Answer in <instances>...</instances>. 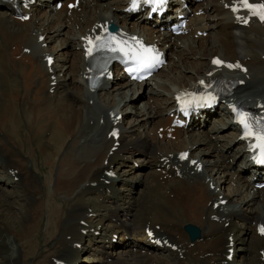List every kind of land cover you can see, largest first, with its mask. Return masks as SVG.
I'll return each mask as SVG.
<instances>
[{
  "label": "bare ground",
  "instance_id": "1",
  "mask_svg": "<svg viewBox=\"0 0 264 264\" xmlns=\"http://www.w3.org/2000/svg\"><path fill=\"white\" fill-rule=\"evenodd\" d=\"M225 1L229 0H206L205 3L204 1L197 3L203 5L206 9H211V11L215 12L213 15H217L216 20L208 24L213 27L212 32L216 36L210 41H206L207 39H205V41L202 42L201 45L210 42V46L207 49H199L200 56L196 61L200 64H192L193 69L189 76L191 79L190 81L195 80L199 76H204L205 72L212 68L209 64L210 54L219 53L221 56L228 59L242 60L247 64L248 72H251L247 84L249 87L253 86L254 89L252 91L247 90L243 93H236L235 97L244 96L253 99L256 96H263L264 23L260 24L253 22L250 23L249 26L239 25L230 11L225 8ZM11 2L10 0H0V180H2L4 184L23 188L19 198L26 201L29 219H27L28 221H26L25 224L14 220L11 222L6 215V204L0 201V207L5 206L4 208H0V254L2 253L1 255L6 258V264H18L19 258H21L26 251L24 247L30 252L34 250L35 245L38 244V227L41 223L43 212L45 211L48 219L47 233L49 234L47 235L45 232L46 236H51V234L57 232L58 240L56 239L55 251L53 250V253L45 258L43 264H55L54 259H62L67 264H85L83 261H79V256L81 255L79 252L83 248H74L72 246V241H80L85 238V235L79 233L78 229L79 227L84 228L86 225L80 224L78 220L79 218H84L86 210L85 204L90 206L92 204L87 203L90 200L88 199L87 201L84 198H80V200L76 201L77 199H75L74 194L71 195V193H73L74 189H77L76 192L84 195L85 198L90 197L92 193H95L97 196L101 194L100 188L90 186V182L92 180H97L95 174L102 169L100 166L102 165V160L110 145V140L104 136L105 127L99 126L98 121H96L94 125H90L87 122H89L90 118L99 117L102 114L105 117L104 121L111 119L107 113L109 112V108L102 106L106 105L104 102L102 103V99L96 101L94 98L96 103L93 100H91L90 103L88 100L89 98L92 99L90 95L93 96L94 93L90 92L86 86V79L84 77L86 72L84 68L85 60L81 49L78 51H75L76 49L71 51V54L75 56L71 61L72 68L75 70L74 73H78V75L75 77L76 84L72 83V87L76 90L70 91L65 88V77L60 78L58 75V71L64 69L63 65L60 64L59 68L56 69V64L54 63L55 65H52L51 70L48 71V67L45 65L44 61H41L39 54H36L43 49L38 48L33 41L35 42L34 39L39 33L45 34L44 39L47 36L51 38L49 41L52 40V33L47 32L52 30L53 34L58 33L63 29L69 19H71V23L79 24L78 28L75 27L76 30L74 32H79V34L86 29V26H91L96 20L108 19L110 16H112L113 20L118 24H128L129 26V23H131L133 26L138 25L140 27L138 31L143 32V34H145V29L150 30L149 23L151 21H147V19L140 15L133 17L130 16V14L120 11L119 8L123 6L118 4L119 1L114 3L115 10L104 8L101 9V12L91 13L87 11L88 0H80L78 6H81L80 9L83 12L82 17H80L81 12L78 10L73 9L71 14L67 15L65 8H60L56 11L50 6L48 0H41L34 1L28 9L30 14L33 15L32 17H38V19H40L36 24L37 26H35V23L29 22L28 20L21 22L14 19ZM101 2L102 0H98L96 7L100 8L99 4ZM40 5L49 6L46 18L39 16L38 10ZM5 7H7L8 10H6ZM23 11L22 9V12ZM110 12H114V14L111 15ZM196 19L202 20L203 16L196 17ZM18 24L24 26L21 27ZM32 30H34V35L32 34ZM65 30L71 32L72 29L67 30L65 28ZM147 33L151 35V31L150 33L146 31V34ZM80 43L81 41L78 35L77 39L72 38L68 40L66 46L76 47L77 45L79 46ZM248 43H250L253 48H247ZM11 45L12 48H10ZM22 46H28L29 51L27 53L21 52ZM45 49H47V47ZM255 50L259 53L258 56H256ZM18 53L20 55L16 58L15 55ZM254 54L255 57H253ZM202 56L205 62L199 61L202 59ZM196 61L194 62L196 63ZM225 72L228 73L229 71ZM73 77L74 76H72V79ZM54 79L56 80L52 83ZM171 81L174 86L178 87L186 84L188 80L173 78ZM116 85L120 88L118 94H116L120 99L116 101L113 106H121L120 109L119 107L117 109L123 110L127 116V113L132 109L136 96L134 93L128 91L130 85L123 78L122 81L116 82ZM100 86L101 88L99 89L105 88L104 82H101ZM50 87L54 90V94L47 91ZM82 90L86 93L85 97H82L84 95L80 94ZM55 91L58 92L56 93ZM152 91L157 95L154 89ZM107 99L109 98L107 97ZM78 102L79 106H77ZM114 102L115 100H113V103ZM121 102L122 104L120 105ZM164 106V109L160 108L161 110H159L158 108V110H155L151 105H148L150 108L146 113L151 115L152 118L157 117L153 123V126L156 128L159 124H165L169 120V117L163 115V112L172 106L171 96H166ZM83 109L85 111L87 110L86 113L83 112ZM105 110L107 112H104ZM228 112L227 109L220 104L217 108L206 113V117L208 114H214L213 124L210 130H213L215 134L217 133L216 136H218V138L216 141L209 137V132L199 133V135L196 133L193 135L192 139H186L181 136L182 132H184L181 128H178L174 133L177 139L174 141L176 144L164 143L162 140H158L155 137H152V140L144 137V140L141 135L133 136L135 123L130 125V132H125V130H123V132H125V141L134 140L136 144L135 148L128 149L130 154L138 153L142 155L148 152L152 157H163L164 161L152 162L148 160V163L152 166V171L148 172L146 180L142 178L137 179L138 183L140 182V184L144 185L143 191L141 190L142 196L140 195L141 197L139 199L133 200L134 198L132 195V199H124L121 201L118 192L112 191L111 194L113 196L117 195L116 203L110 205L96 202L94 205L96 211H101L104 207H112V210L110 212L103 211L97 216L87 218L89 221H96V223H98L99 219V221H103L102 223L100 222L102 225H106L105 228H111L112 230L109 231V238H111L112 232L117 230L121 231L119 232L120 239H123L126 233L132 236L130 244L125 246L123 248L124 250H118L121 253L117 256V260L111 264H246V259L234 263L235 254L239 252L237 250L239 247H237L236 243L238 241L243 243L241 241H244V238H236L235 233L233 246L234 252L236 250V253H233V258L230 261H226L225 255L228 247L227 235L235 230V224L230 223L225 227L222 225L221 221L212 219L211 216L215 214L223 215L225 220L229 219L231 214H236L246 220V222L241 225L242 227L239 231H243V227L246 226L244 233L246 234V241H249V244L247 246L239 244L238 246L241 245L242 247L240 251L250 249L253 254L255 249H257L258 255H252L251 261L254 260L255 264H264L260 257L261 253L259 252L260 248L264 249V237L256 234L254 228L249 224L252 221L264 218V194L261 192V189H253L254 180L252 181L249 179L247 172L248 170L251 172L250 176L256 172L253 171V167L246 158L247 155L243 150L244 145L242 141L236 139L237 133L234 131L235 125L231 122L230 117L227 118ZM215 122L218 123L216 124ZM219 123H224V125H220ZM88 127L97 130L98 136L96 138L87 137L88 133L85 130ZM82 136H85V139L81 141ZM219 138H227V140L221 144H217ZM47 139L49 147L42 143ZM90 139H94L97 145H93ZM49 148H51L50 152ZM176 148H190V155L198 157V159L203 161V169L197 172L193 170L192 165H187L186 161H183L180 163L182 170L181 177H176L174 175V170L169 167L170 169L166 172L167 174L169 172L172 173V179L160 180L156 178L154 172H158V166L166 168L168 164L171 166L172 163L177 161L175 156L177 151H175ZM226 151L227 153L230 151L234 158V162L237 161L239 157H242L241 164L232 172L227 171V169L230 165L234 167L235 163L225 160L227 155L225 153ZM213 152L215 157L221 160L218 161L213 159L212 163H210L211 156H207L208 160L205 156ZM171 153H174L173 157L170 156ZM59 155L60 158L56 162V157H59ZM120 157L123 159L124 155ZM27 159L30 160V163ZM119 161H121V159L117 156L110 158V162ZM55 162L57 165H55ZM121 162L123 163V161ZM125 164L127 163H123V165ZM208 164L211 166L210 169H206V165ZM54 165L58 168H56L57 175L54 178L50 176L45 177L46 181L48 179L53 181L54 179V191H60V193L64 192L65 195H71L70 200L74 198L71 201L69 200L72 209L69 210L68 208L67 222L66 224H62L68 225V227L65 228L66 231L58 229L59 221L65 219V215H67L64 213L62 215V206L56 204V201H54L50 195H46V201L43 200L46 191L44 190L45 180L43 177L41 178L40 173L41 170L51 172ZM126 166L129 168L128 170L130 172H133V166ZM106 168H108V166H106ZM204 169H206L205 174L203 173ZM235 172L237 175V184L228 191L227 194L230 196H226L232 205H234L233 203L235 200L239 201L238 206L236 208L228 207L226 212L224 208L217 207L214 209L212 203L208 204L207 202L210 198L216 197L219 192L210 188L209 183H214L216 189L218 185L226 181L227 174L229 175V173H232L233 175ZM13 174L17 175L16 180H13ZM206 176L209 178L206 179ZM220 177L222 178V182L219 180ZM36 178L40 180L39 182H41V184L36 182ZM231 178L232 177L229 175L228 184L233 181ZM120 180L122 181L125 179L120 177ZM111 184L117 186L115 179L111 181ZM123 186L125 187L126 184ZM130 189L129 187V190ZM106 200L110 202V199ZM243 203L249 206L248 212H245ZM56 205H58V207ZM81 205L83 206L81 207ZM128 213L131 215V218L126 219L124 215ZM108 215L117 217V220H122L125 225L118 223V227H116L114 221H109L110 218H108ZM188 221L201 226L200 238L195 240L189 238L183 228V225ZM1 222H4L9 228L8 232L2 229L4 226L2 227ZM155 223L160 224V228L155 229L156 234H163L169 240L176 243L179 250L183 251V257H179L176 251L170 249L168 250L173 254L170 258H166L159 254H153L152 252L148 253V250H146L145 253H141L142 246L139 247V244L149 249H151L150 247H154L149 237L146 235L144 226H154ZM8 233L11 235L12 242L14 241L15 244L14 247H16L18 251L14 259H12L10 255L13 251H7V245L3 236L6 235V237H8ZM66 234H70V238H67ZM240 235L244 236L242 233ZM110 242L111 241H109V243ZM109 243L108 245L105 243L98 244L99 253L102 258L112 255L113 251H115L106 249ZM131 245H135L138 251H133ZM52 247L53 245L51 244L49 249ZM157 249L158 248L154 250ZM83 250H87V248ZM70 251L76 252V254L70 256ZM128 255L131 257L128 258ZM21 262L24 264V261H20L19 264H21ZM98 264H106L105 259L99 260Z\"/></svg>",
  "mask_w": 264,
  "mask_h": 264
},
{
  "label": "rangeland",
  "instance_id": "2",
  "mask_svg": "<svg viewBox=\"0 0 264 264\" xmlns=\"http://www.w3.org/2000/svg\"><path fill=\"white\" fill-rule=\"evenodd\" d=\"M90 1V3L92 4L93 2L92 1H94V0H89ZM117 1H119V0H102V2L99 4V7L100 8H98V7H95L96 6V4H94L95 6H91V5H89V7H91V12H101V9H114L115 10V2H117ZM120 2H121V0H120ZM120 2H118L119 4H120ZM109 3V4H108ZM122 4V3H121ZM112 7V8H111ZM41 9H42V11H41V14H46L45 13V11H44V8L45 7H40ZM97 8V9H96ZM211 10V9H210ZM123 11V10H122ZM111 13V15L112 14H114V12H110ZM215 13V12H214ZM44 16V15H43ZM45 17V16H44ZM37 19V20H36ZM29 21L30 22H32V23H37L38 22V17H35V18H30L29 19ZM216 23V22H215ZM19 26H21V27H23L24 25H22V24H18ZM129 25H131L130 23H129ZM77 24H75V25H73L72 27H76L77 28ZM65 28L67 29V30H69L70 28H71V25L69 26V25H66V26H64L63 27V29L62 30H60L58 33H54L53 34V32H51V30L50 31H48L47 33H52V38H53V40L51 41L50 40V42H49V39H51V38H49V37H45V39L44 40H48V42L49 43H56V44H59L58 46H55V47H57V49L58 50H55V52L56 53H53L54 54V58H55V60H54V63H56V69H58L59 68V66H60V64L61 65H63V70H60L59 71V73L60 74H64V76H59L60 78H63V77H65L66 79H65V88H67L68 90H72V91H75L76 89H74L73 87H72V85L73 84H76V80H75V77H76V75H74L73 74V70H74V68H72V59L75 57L74 56V54H71V51H73V50H75L76 49V47H74V46H71V47H68V46H66L67 45V42H68V40H70V39H72V38H76V36H74V34L72 35V32H68V31H66L65 30ZM69 34H70V36H69ZM72 36V37H71ZM211 37V35L209 34V35H207V36H201L199 39H194V41L191 43V44H193L195 47H196V49H195V51L194 52H186L185 53V55H186V59L190 62H188L187 61V64H188V67H184V66H182V59L179 57V54H178V52H179V48L180 47H173L172 48V53H170V49H169V55H170V58H171V61H172V63L173 62H176V63H178L179 64V66L181 67V71H182V73H184V74H187V76H190V73L192 72L191 70L193 69L192 68V63H191V61H196L197 60V55L199 54V50H197V48H198V46L202 43L201 42V40L203 39V38H210ZM64 40V42L62 43V44H60L59 42L60 41H63ZM191 40V39H190ZM173 46H175V45H173ZM210 46V42L209 43H207V44H203V45H201L200 46V48L199 49H201V48H204V49H207L208 47ZM46 47H47V50H49V48H50V50H53L54 48H52V47H54L53 45H50V44H48V43H46ZM10 48H12V45H11V47ZM70 49V50H69ZM78 49H76L75 51H77ZM197 50V51H196ZM58 51V52H57ZM198 52V53H197ZM50 53V52H49ZM25 54V53H24ZM36 54H38V53H36ZM193 54H196V55H193ZM254 57H255V54L253 55ZM200 62H205L204 61V57L202 58V59H200L199 60ZM196 63H198L197 61H196ZM195 63V64H196ZM191 64V65H190ZM186 68V69H185ZM73 69V70H72ZM74 72H75V70H74ZM168 75H167V74ZM178 76L179 75V73H178V71L177 70H173L172 69V65H171V67H169V68H167V69H163L162 70V73H161V75H159V76H157V78L155 79V80H158V79H161V82L158 84V85H156V83H153V88L154 89H162L165 93H167V94H169V90H167V89H163V87L162 86H160L161 85V83H162V81H164L167 77H172V76ZM72 76H74L73 77V79H72ZM161 76V77H160ZM166 76V77H165ZM56 80V79H55ZM74 80V81H73ZM118 80V78L117 79H115V82ZM167 81V83H165V85H167V88L168 89H170L171 88V85H170V82L168 81V80H166ZM73 83V84H72ZM114 82L113 83H109V84H107V89H106V93H104V91H101V90H99V91H97V92H95L96 93V95L94 94L93 96L92 95H90L91 97H92V100L94 101V98L96 99V101H100L101 99H102V103L104 102L106 105H102V106H104L105 108L107 107L108 108V106L109 105H111V106H113L115 103H116V101H118L120 98L116 95V94H118V91L119 90H115V87H113L114 86ZM164 84V83H163ZM170 85V86H169ZM171 90V89H170ZM128 91H130L131 92V89H129ZM140 92L139 93H135L134 95L136 96V100L133 102V106H132V110H131V112H128L127 114H128V116L127 117H125V120L126 121H129L130 120V122H131V120H133V115L132 114H135L136 116H137V119L139 120V122H143L144 120H145V118H142L143 117V115H142V111L143 110H145L144 108L146 107V105H147V101H146V98H147V96L149 95V94H151V93H149V87L147 86L146 88H145V90L144 91H141V90H139ZM99 92V93H98ZM126 92V91H125ZM72 93H75V92H72ZM77 93H78V91H77ZM80 93V92H79ZM127 93V92H126ZM81 95H84V96H82V97H85L86 96V93L84 92V90H82V93H80ZM104 94V95H103ZM158 94V93H157ZM107 95V96H106ZM107 97L109 98V99H107ZM158 98V97H157ZM156 98V99H157ZM165 98H166V96L164 97V100H165ZM159 99H161V98H159ZM113 100H115V102L113 103ZM96 101H94L95 103H96ZM113 104V105H112ZM164 104H165V101H164ZM151 105V104H150ZM155 105V104H154ZM77 106H79V102L77 103ZM117 107H119V105H116ZM152 106V105H151ZM114 107V106H113ZM121 107V106H120ZM120 107H119V109H120ZM155 110H158V108H155L154 106H152ZM162 107V106H161ZM112 109H115V108H112ZM84 110V109H83ZM159 110H161L160 108H159ZM84 112V111H83ZM107 112V111H106ZM86 113V112H85ZM108 113V112H107ZM99 115H100V113H99ZM131 115V116H130ZM151 116V115H150ZM86 117V116H85ZM141 118V119H140ZM92 121H94V120H92ZM211 122L212 121H207L206 122V124H205V126H206V128H207V130H209V128H210V126H211ZM151 124L153 123V120H152V122H150ZM129 123H127V125H128ZM126 125V126H127ZM135 125V124H134ZM138 125V127H137V131H139V132H141V133H145L146 135H147V138H151L150 136H152L151 135V133L149 132V130H148V128L146 127V124H144V123H138L137 124ZM210 133H212V131H210ZM212 134H214V133H212ZM217 134V133H216ZM226 134V133H225ZM136 135H140V134H137V133H135V132H133V136H136ZM142 136V138L145 140V138L144 137H146L145 135H141ZM223 136H225V135H223ZM227 139V138H226ZM220 141H222V140H220ZM45 146H47V147H49V143H48V139L45 141V142H42ZM215 145V144H214ZM51 151V148H49V152ZM196 152V151H195ZM217 152V151H216ZM24 153H26V152H24ZM226 154H229L230 153V151H229V153H227V151L225 152ZM40 154V153H39ZM211 154H213V155H215L214 154V152L213 153H211ZM211 154H209L210 156H213V155H211ZM209 155H206L205 157H206V159H207V156H209ZM219 156V155H218ZM26 157H27V155H26ZM143 157H146V156H144L143 155ZM28 158V157H27ZM59 158H60V155H59V157H56V162L59 160ZM147 158V157H146ZM212 158H214V157H212ZM211 158V159H212ZM28 160V159H27ZM208 160V159H207ZM216 160H221V159H218V158H216ZM226 160V159H225ZM29 161V163H30V160H28ZM213 161V160H212ZM227 161H232V158L230 157L229 158V160L227 159ZM240 161L241 160H239L238 162H237V164L238 163H240ZM55 162V165H57V163ZM53 166L52 167V171L51 172H45V171H42L41 170V173H40V175H41V178L43 177V179L45 180V184H44V190H46L45 191V196L43 197V200L44 201H46V195H50V197H52L53 199H54V201H56V204H60L61 206H62V209H63V212L61 211V213H62V215H63V213L64 214H67V215H65V219H62V220H60L59 222V227H58V229L59 230H63V231H66L65 230V228L66 227H68V225H62L63 223H65L66 224V222H67V219H68V208H69V210H71L72 208L70 207L71 206V204L69 203L71 200H73V199H71L70 200V198H71V195H73L74 194V196H75V199H77L76 201H78V200H80V198H84L85 200H87L88 201V199L90 200V199H92V195L90 196V197H86L85 198V196L84 195H81L80 193H77L76 192V190L77 189H74V191H73V193H71V195H65L64 194V192H61L60 193V191H54L55 189H54V179H53V181L52 180H50V179H48L47 181H46V178L45 177H51V178H54L56 175H57V172H56V168H57V166ZM125 165H129L128 163L127 164H125ZM209 165L210 164H208V165H206V169H210L211 168V166L209 167ZM130 166H132V165H130ZM143 168V169H142ZM58 169V168H57ZM129 169V168H128ZM138 170H146V173H147V171H149L150 170V168H149V166H141V167H139V169H136L135 170V172H137V173H135V174H139L140 173V175H141V177L143 176L141 173H143V172H139ZM232 170V169H231ZM56 172V173H55ZM50 173V174H49ZM131 175H134L133 173H127V172H125L123 175H122V178L123 177H125V178H129V181H131V182H133L135 179H130L131 178ZM209 175V174H208ZM212 175V174H211ZM229 175L232 177L233 175H232V173H229ZM214 176V175H213ZM147 177V176H146ZM124 179V178H123ZM217 179V178H216ZM232 179V178H231ZM144 180H146V178H144ZM219 180L222 182V178L220 177L219 178ZM233 180V179H232ZM40 180H38L37 178H36V182L38 183V184H41V182H39ZM0 201H2V202H4L5 204H6V206H7V209H6V215L8 216L7 218L12 222L13 220L14 221H17V222H20V223H22V224H25V222L26 221H28L27 219H29L28 218V211H27V209H26V201H24V199H21V198H19V196L21 195V191L23 190V188H21V187H19V188H17V189H13L14 188V186H12L11 187V185L10 184H4L3 182H2V180H0ZM47 182V183H46ZM50 183V184H49ZM119 183H120V181H119ZM227 182H225V184H226ZM48 186V187H47ZM127 186H130V185H127ZM141 186V188H139ZM47 188V189H46ZM143 188H144V185L142 186L141 184H135V183H133V189L134 190H136L135 192H133V194H135V196H137L138 195V193L142 190L143 191ZM11 189H13V190H11ZM21 189V190H20ZM213 189L216 191V189H215V187H213ZM133 190V191H134ZM20 192V193H19ZM119 194V193H118ZM141 192L139 193V195H138V197L136 198L135 196H133V198L134 199H139L141 196ZM225 196H226V194H224ZM127 199V198H126ZM70 200V201H69ZM95 199H93L92 200V202H91V204L94 206L95 204L94 203H96L95 201H94ZM48 202H49V199H48ZM87 203H90L89 201L87 202ZM86 205V204H85ZM57 207H58V205H56ZM83 205H81V207H82ZM5 207V206H4ZM3 206L2 207H0V208H4ZM94 210H96V207L94 206ZM245 212L247 211H249V208H247V207H245ZM27 213V214H26ZM22 214V215H21ZM23 216V217H22ZM110 218V217H109ZM106 219V218H105ZM102 223L103 221H99V219H98V223ZM233 222H238V223H241V220L239 219V218H237L236 216H233ZM47 223H48V219H47V214L45 213V211L43 212V216H42V220H41V223H40V225H39V227H38V237H37V240H38V244L37 245H35V249L34 250H32L31 252L27 249V248H25L24 247V250H26L25 251V253H24V255L21 257V258H19V262L20 261H24V264H43L44 263V261H45V258H47V257H49L52 253H53V250L55 251V243H56V239H57V237H58V233L57 232H54L53 234H51V236H46V233H47ZM119 223H121L122 225H125V223H123V221L121 220H119ZM1 225H2V229H5L7 232L9 231V228L6 226V224L4 223V222H1ZM223 225V224H222ZM65 226V227H64ZM89 226V225H88ZM115 226L116 227H118V222H115ZM224 226V225H223ZM87 227V226H86ZM225 227H227V226H225ZM245 227L246 226H244L243 227V231H239V236L238 237H241V238H244V241L247 239L246 238V234L244 233L245 232ZM19 229V228H18ZM46 232V233H45ZM235 233V232H234ZM242 233V235L244 234V236H241L240 234ZM8 235V237H6V235H3L4 236V239H5V243H6V245H7V251H9L10 252V250H12L13 252L12 253H10V255L12 256V259H14L16 256H17V250H16V247H14L15 246V244H14V241L12 242V239H11V235H9V233L7 234ZM47 235H49L48 233H47ZM107 235H108V233H107ZM238 237H236V238H238ZM106 239H108V236H106V238H105V240ZM58 240V239H57ZM21 241H23V240H21ZM62 241V240H61ZM244 241H241V242H243V243H240V241H238L239 242V244H243V246H246L247 244H249V241H248V243L247 242H244ZM98 241H93V239H87V240H85V242H84V244H82V246H84L83 248H87V250H83V251H80L79 253H81V256H79L80 258H79V261H83L85 264H98L99 263V259H100V257H99V254H98V249H99V246L97 245L98 243H97ZM238 242H237V244H238ZM12 243V244H11ZM51 244L53 245V247L51 248V249H49L50 248V246H51ZM238 244V245H239ZM237 245V247H239L237 250L239 251V252H242V251H240L241 250V245L240 246H238ZM9 246V247H8ZM12 246V247H11ZM117 246H115V248H116ZM249 247V246H248ZM248 250V249H247ZM41 251V252H40ZM32 252H33V254H32ZM37 254H36V253ZM255 252H256V250H255ZM255 252H253V254L251 253V250H248V251H246L245 252V254L243 255V256H241V254L240 253H238L237 254V256H236V259H237V261L238 260H242L244 257H245V259H247L246 260V264H254L255 262H254V260L253 261H251L252 260V255L253 256H257V255H255ZM234 253H236V250H235V252ZM251 253V254H250ZM2 254V253H1ZM0 254V264H6L5 263V261H6V258H4L2 255ZM74 254H76V252H73V251H70V253H69V255L70 256H73ZM157 254H159V255H161V256H166L167 258H170V257H172V255L171 254H169L167 251H159V252H157ZM34 255V256H33ZM37 255V256H36ZM114 255V254H113ZM117 254H115V256H116ZM251 255V256H250ZM39 257H41V258H39ZM110 258L112 259V261L110 260ZM128 258H130V257H128ZM251 258V259H250ZM106 259V262H107V264H111V262H113L114 260H117V258L116 257H114V256H112V255H110V256H108L107 258H105ZM120 260V259H119ZM249 261V262H248ZM19 262H18V264H19ZM68 262V261H67ZM170 262H173V261H170ZM253 262V263H252ZM21 264H22V262H21ZM67 264V263H66Z\"/></svg>",
  "mask_w": 264,
  "mask_h": 264
},
{
  "label": "snow or ice",
  "instance_id": "3",
  "mask_svg": "<svg viewBox=\"0 0 264 264\" xmlns=\"http://www.w3.org/2000/svg\"><path fill=\"white\" fill-rule=\"evenodd\" d=\"M144 4L155 5L152 11L165 3V0H143ZM240 6L248 10L252 16L258 17L264 21V0L259 3H252L250 0H238ZM139 5V0H132V8L136 9ZM233 12L239 11V8L233 7ZM27 19V17H23ZM247 23V20L244 21ZM104 35L89 36L86 39L87 48L86 54L93 57L99 53H111L123 60L127 67V72L133 79H143L142 73L151 74V71L162 63L159 53L151 46H146L141 40L136 37L122 38L119 35L112 34L107 26L103 27ZM51 63V58H49ZM224 62L219 59H214L213 64L222 65ZM227 67H240V65L228 64ZM204 85V81L200 82ZM211 87V85H206ZM183 109H187L192 104L199 105L201 102L211 104L216 100V96L208 93L207 95H196L195 93H182L176 97ZM238 122L242 126L243 138L253 139L255 142L250 146L253 151L258 150L257 162L264 164V118L261 120L250 119L247 114L239 113ZM115 136L116 133L113 132ZM181 159L187 158V153L181 154ZM195 163V161H193ZM259 231L264 234V225L260 226ZM151 235V233H150Z\"/></svg>",
  "mask_w": 264,
  "mask_h": 264
},
{
  "label": "water",
  "instance_id": "4",
  "mask_svg": "<svg viewBox=\"0 0 264 264\" xmlns=\"http://www.w3.org/2000/svg\"><path fill=\"white\" fill-rule=\"evenodd\" d=\"M185 227L189 230V232H190L191 235L192 234L195 235L198 232L197 228L194 227V225H192L190 223L186 224Z\"/></svg>",
  "mask_w": 264,
  "mask_h": 264
}]
</instances>
